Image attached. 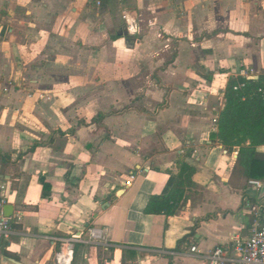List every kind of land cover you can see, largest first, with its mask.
<instances>
[{
  "label": "crops",
  "instance_id": "crops-1",
  "mask_svg": "<svg viewBox=\"0 0 264 264\" xmlns=\"http://www.w3.org/2000/svg\"><path fill=\"white\" fill-rule=\"evenodd\" d=\"M261 74L264 0H0V264L76 239L70 264H205L248 237L264 179L213 134L228 79ZM181 163L176 213L147 215Z\"/></svg>",
  "mask_w": 264,
  "mask_h": 264
},
{
  "label": "trees",
  "instance_id": "trees-1",
  "mask_svg": "<svg viewBox=\"0 0 264 264\" xmlns=\"http://www.w3.org/2000/svg\"><path fill=\"white\" fill-rule=\"evenodd\" d=\"M213 138L227 154L236 153L234 173L245 179H264V74L257 79H228ZM191 168L180 164L173 188L163 196H152L144 212L147 215H174L185 184L190 185Z\"/></svg>",
  "mask_w": 264,
  "mask_h": 264
},
{
  "label": "built area",
  "instance_id": "built-area-1",
  "mask_svg": "<svg viewBox=\"0 0 264 264\" xmlns=\"http://www.w3.org/2000/svg\"><path fill=\"white\" fill-rule=\"evenodd\" d=\"M123 19L125 20V16ZM248 185L255 189H261L263 186L258 180H249ZM246 210L255 218L248 237L234 239L225 246L213 248L205 255V264H264V225L260 223L264 209L261 205L247 203ZM10 234L11 219L3 215L0 206V245L8 239ZM89 237L93 240L101 238L99 232L95 230L89 231ZM76 240H63L66 248L56 254V264H70L73 253L72 244ZM190 251L192 254L200 253L196 247H192Z\"/></svg>",
  "mask_w": 264,
  "mask_h": 264
},
{
  "label": "water",
  "instance_id": "water-1",
  "mask_svg": "<svg viewBox=\"0 0 264 264\" xmlns=\"http://www.w3.org/2000/svg\"><path fill=\"white\" fill-rule=\"evenodd\" d=\"M126 35H127L126 28H124V36H126Z\"/></svg>",
  "mask_w": 264,
  "mask_h": 264
},
{
  "label": "rangeland",
  "instance_id": "rangeland-1",
  "mask_svg": "<svg viewBox=\"0 0 264 264\" xmlns=\"http://www.w3.org/2000/svg\"><path fill=\"white\" fill-rule=\"evenodd\" d=\"M97 5H99V4H97Z\"/></svg>",
  "mask_w": 264,
  "mask_h": 264
}]
</instances>
